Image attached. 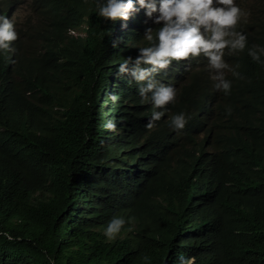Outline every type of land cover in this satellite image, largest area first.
<instances>
[{
    "label": "trees",
    "instance_id": "1",
    "mask_svg": "<svg viewBox=\"0 0 264 264\" xmlns=\"http://www.w3.org/2000/svg\"><path fill=\"white\" fill-rule=\"evenodd\" d=\"M33 7L42 20L36 35L20 30L21 50L0 54V233L11 237L0 235V264H48L49 258L54 264H176L179 254L194 257L193 264H264V56L253 61L248 55V49L264 47L261 33L254 29L245 49L227 61L239 74L225 70L231 81L227 94L209 90L214 81L208 73L186 87L182 98L188 101L218 93L204 103L202 116L191 117L177 102L170 105L171 115L184 112L190 119L183 130L169 131L163 118L150 129L132 121L127 126L140 137L132 144L134 153L152 168L145 177L155 189L179 192L186 181L201 183L213 204L207 234L195 232L180 241L178 230L168 226L176 223L174 211H147L149 199L138 182L142 176L129 174L124 182L100 173L106 147L96 153L83 145L81 128L92 116L96 92L103 98L104 82L96 81L106 66V31L112 25L96 15L94 0H33ZM128 29L136 37L134 23ZM34 38L41 41L31 45ZM4 56L14 58L13 72L25 75L10 79ZM144 110L139 106L135 116ZM215 126L223 131H214ZM171 132L173 144L163 145L160 135ZM202 136L216 151L203 166L194 153L202 148L192 145ZM81 156L84 169L77 171L84 180L69 208L63 190L70 164ZM98 176L104 177L100 183ZM114 216L124 218L125 225L108 240L103 231ZM152 219L161 224L153 227Z\"/></svg>",
    "mask_w": 264,
    "mask_h": 264
},
{
    "label": "clouds",
    "instance_id": "2",
    "mask_svg": "<svg viewBox=\"0 0 264 264\" xmlns=\"http://www.w3.org/2000/svg\"><path fill=\"white\" fill-rule=\"evenodd\" d=\"M94 1L96 15L106 19L105 23L112 25V28H109L110 32L106 31V66L96 81L98 83L101 79L104 82L103 98L97 91L92 116L88 118L85 130L81 128L84 131L83 145L92 147L96 153L101 146L106 147L105 156L99 157L98 161V169H105L100 173L113 174L124 182H128L130 176H142L138 182H142V192L149 199L147 211H174L176 223L168 226L174 232L178 230L180 241L189 235L192 237L195 232L199 236L207 234V228L214 220V209L212 202L204 196V185L186 181L179 192H173L167 186L155 189L154 184L145 177V173H149L152 168L138 162L134 153L132 144L138 145L140 137L136 132L128 131L127 126L132 121L150 129L155 121L163 118L168 119L172 128L169 131L183 130L190 119L184 112L171 115L170 105L177 102L190 112L191 117L202 116L204 103L211 101L218 93L199 101L184 100L182 96L186 87L195 83L193 78H203L207 73L214 81L213 85H209V90L218 89L227 94L231 81L225 78V70L233 76L239 75L227 63L229 58L244 50L246 38L253 36L256 31L264 39V0ZM22 3V0H0V54L21 50L19 31L23 30L33 37L36 28L42 23L34 10L33 0H30V8L35 15L33 25L30 27L32 17L19 25L16 14ZM132 23L135 25L136 37L128 29V24ZM72 34L84 36L76 31H72ZM39 41L34 38L31 45ZM131 43H136L137 51L130 50ZM248 55L253 61H259L264 56V47L257 46L255 50L250 48ZM120 57L122 62H119ZM113 58L115 62H112ZM2 59L10 79L25 75L12 71L14 58L4 56ZM195 63L198 65L194 66ZM143 103H147L148 107ZM139 106H144L145 110L140 116H135ZM198 125L208 127L201 121ZM215 127L214 131H223V126ZM209 134L213 135V132ZM143 135L155 136L148 131H144ZM160 138L163 145L166 142L173 144L172 132L161 134ZM192 145L202 148V151L194 152L197 155L195 160L201 166L216 156L213 141L204 136L193 139ZM179 153L189 152L180 150ZM83 160L81 156L76 165L70 164L73 168L71 174L67 175L68 184L63 190L66 191L65 199L69 208L73 203V194L80 190L84 180L83 171H77V168L84 169ZM152 162L154 165L159 164V160L153 159ZM153 171L158 172L157 169ZM166 175L169 176V169ZM97 179L100 183L104 177L98 176ZM167 180L161 181L166 183ZM172 183L179 186L181 182L174 180ZM89 188L90 182H87ZM151 222H155L153 227L161 224L157 219ZM124 225V218L114 216L103 231L104 236L108 240L117 237ZM0 235L11 239L7 232ZM193 262L194 257L179 254L176 264ZM48 264H54V261L49 258Z\"/></svg>",
    "mask_w": 264,
    "mask_h": 264
},
{
    "label": "rangeland",
    "instance_id": "3",
    "mask_svg": "<svg viewBox=\"0 0 264 264\" xmlns=\"http://www.w3.org/2000/svg\"><path fill=\"white\" fill-rule=\"evenodd\" d=\"M23 3L21 7L18 9L17 14H16V21L19 23V25H22L26 23V21L32 17L33 21L30 23V27H32L33 22H34V14L30 8V0H22ZM260 0H256L255 2H258ZM120 42V41H119ZM129 48L131 51H137V46L136 43H131L129 45Z\"/></svg>",
    "mask_w": 264,
    "mask_h": 264
},
{
    "label": "bare ground",
    "instance_id": "4",
    "mask_svg": "<svg viewBox=\"0 0 264 264\" xmlns=\"http://www.w3.org/2000/svg\"><path fill=\"white\" fill-rule=\"evenodd\" d=\"M109 65H112V64H109ZM130 87V86H129ZM127 192H128V190H127Z\"/></svg>",
    "mask_w": 264,
    "mask_h": 264
}]
</instances>
